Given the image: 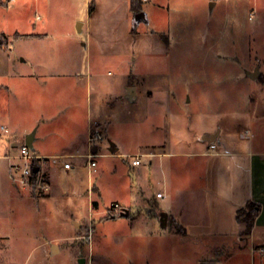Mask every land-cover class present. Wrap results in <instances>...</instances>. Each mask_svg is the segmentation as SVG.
<instances>
[{
    "label": "crops",
    "instance_id": "1",
    "mask_svg": "<svg viewBox=\"0 0 264 264\" xmlns=\"http://www.w3.org/2000/svg\"><path fill=\"white\" fill-rule=\"evenodd\" d=\"M135 3L138 12L131 0H0V136L21 145L24 136L33 134L35 155L65 156L73 165L66 171L47 163L50 192L35 199L26 191L29 201L87 207L86 213L77 210L70 217L64 235L29 246L31 236L23 233L19 243L28 251L22 264H48L50 259L55 264H110L106 255L95 262L90 235L86 240L79 235L88 233L96 219L105 220L99 217L101 189L93 174L87 171L86 199L70 196L69 185L85 168L76 163H84L88 153L122 160L110 169L108 181L121 196L109 199L106 209L111 203L125 206L127 216L113 221L127 219L133 239H155V257L185 263L187 252L196 251V264H218L217 259L203 261L198 252L221 255L230 246L245 250L250 264H264V0ZM241 10L251 26L239 22ZM193 33L209 45L202 60L215 79L200 82L199 107L185 114L194 98L176 93L178 87L164 73L173 69L169 63L177 39L183 42L182 36ZM255 72L258 76L252 77ZM24 84L31 92L44 89V96L49 89L68 94L57 97L71 109L59 123L64 131H59L60 118L52 115L22 132L15 128L10 109L24 97L19 90ZM44 100L48 106L56 101ZM77 101L80 106L72 109ZM98 121L105 125L104 139L89 147L92 124ZM147 121L148 134L156 139L145 147L128 150L116 138L115 128ZM49 138L55 144L50 141L53 146L47 149L41 144ZM134 155L139 165H132ZM58 177L66 183L59 186ZM248 202L259 211L245 235L236 212ZM116 228L103 234L104 242L123 241ZM8 239L0 235V249Z\"/></svg>",
    "mask_w": 264,
    "mask_h": 264
},
{
    "label": "rangeland",
    "instance_id": "2",
    "mask_svg": "<svg viewBox=\"0 0 264 264\" xmlns=\"http://www.w3.org/2000/svg\"><path fill=\"white\" fill-rule=\"evenodd\" d=\"M247 14L245 10H241L238 14V20L241 22V25L251 26L252 22L247 21ZM194 36H182L183 42L181 40L176 41L172 46V60L169 65L173 66L171 72L164 73L170 81L171 85H176L178 88L175 92H179L180 95L189 96L194 98V101L190 106L186 107L184 110L185 114L189 112L195 113L199 105L196 103L197 96L200 92L199 84L200 82L213 81L215 76H213L211 71H209L208 63H204L202 55L208 51L209 45L206 43L204 37L197 36L195 33ZM79 37L82 35L79 34ZM205 64L206 69H202L201 66ZM206 70V71H205ZM214 71V69H213ZM42 80V79H40ZM19 90L25 92L20 100V102L15 103L11 106V120L16 129L22 132L26 128H31L38 118L42 116L52 115L59 117V124L65 119H63L64 114L71 113V109L67 108L66 104L62 101H58L57 98L60 95L62 99L68 95L65 92L56 94V91L49 89L47 94L44 96V89H40L38 92H31L27 85L20 86ZM50 87V86H49ZM54 87V86H53ZM30 91V92H29ZM43 91V92H42ZM42 92V94H40ZM80 93V92H79ZM81 95V93L79 94ZM55 99L51 105L48 106L45 101ZM81 98V97H80ZM58 102V106H56ZM195 102V103H194ZM80 105L77 101L76 105L72 109L78 108ZM66 112V113H65ZM151 121L144 122L143 125H122L118 128H115L116 138L122 142L123 146L128 150H135L137 147H145L149 143H152L154 138L148 134L149 124ZM35 128V126H34ZM96 128L103 135H105V125L101 122H95L92 124L91 130ZM69 129V128H68ZM65 129L59 124V131H64ZM67 130V128H66ZM63 133V132H62ZM23 134H20L22 137ZM149 135V136H148ZM26 136H24L25 138ZM0 235L8 236L5 247L0 249V261L5 262L6 260L11 261L12 264H22L23 258L26 257L28 251L27 248H23L20 245L19 237L23 233H27L31 238L28 239V245L33 246L40 240L55 238L61 235L66 234V229L64 227L68 226V222L71 216H75V212L80 210L82 212L87 211L85 205H78V202L66 203L62 201L48 202L47 205H35L34 202L29 201L27 198L26 192L17 190L13 187L10 173L8 169V159L7 157L14 154L19 147V144H16L14 141L8 139L7 135L0 136ZM51 138L46 142H43L41 145L44 148H50L53 146L49 144ZM22 140H20V143ZM52 142V141H51ZM55 144L54 142H52ZM37 144V143H35ZM33 144V151L36 147ZM57 145V144H56ZM30 148V150L32 151ZM3 158L7 159L4 161ZM81 161L76 163L78 166L83 167L85 165ZM121 162L120 158L115 157H100L97 159L96 173L92 171L93 181L99 183L101 189V197L99 198L100 210L102 214L99 216L101 220L99 221L92 219L87 228L91 226L92 221L93 227L89 228V232L80 233L79 235L84 237L83 240H86V236L90 235L91 240V251L94 257V261L97 262L102 260L104 255L107 256L106 260L110 264H196L194 261L196 251L192 252V255L187 252L189 261L185 263H180L176 260H169L167 256H158L155 257L156 251L153 250L155 239H150L146 237L131 238V228L132 224L127 221V219H122L121 221L114 222L113 218H109L106 215V206L109 199L121 196V191L115 190L113 187L110 189L109 178H110V169L114 168V164ZM88 170L83 168L80 174L75 178V181L71 182L70 186V196H73L75 199L78 197L86 199L87 184L89 176ZM118 171V170H117ZM91 177V178H92ZM59 186H62L66 183V180L63 177H58L56 179ZM29 195V194H28ZM35 199L40 197L31 196ZM65 198V197H64ZM78 201V200H77ZM80 206V207H79ZM108 219V220H106ZM122 231L123 241H114L111 240L108 243L103 241V234L114 230L117 226ZM117 229V228H116ZM86 235V236H85ZM152 245V246H151ZM230 249V246L228 247ZM152 249V250H151ZM226 250L223 251V254H218L216 252L211 253V251H200L198 252L200 256L205 257L203 261H210L217 259L218 264H250L249 258L245 250ZM103 255V256H102ZM194 255V256H193ZM204 255V256H203ZM150 258L148 261L147 258ZM156 259H155V258ZM53 258V257H52ZM63 257L62 259H64ZM14 260V261H13ZM148 261V262H147ZM62 261L57 262L56 264H64ZM204 263V262H203ZM48 264H55L54 260L50 259ZM201 264V263H200Z\"/></svg>",
    "mask_w": 264,
    "mask_h": 264
},
{
    "label": "built area",
    "instance_id": "3",
    "mask_svg": "<svg viewBox=\"0 0 264 264\" xmlns=\"http://www.w3.org/2000/svg\"><path fill=\"white\" fill-rule=\"evenodd\" d=\"M254 12H251L248 19L252 20ZM3 133H8L6 128H1ZM104 135L94 128L90 130L88 136V145L93 147L96 144L102 142ZM210 150L216 148L214 143H211L209 146ZM99 154L88 153L82 157L85 159V168L91 174L92 171H95L96 168V159L99 157ZM139 155H134L135 159L132 161V165H139L140 160ZM9 161V173L12 185L17 190L23 192H29L32 196L43 197L49 194L51 189V183L48 177V174L45 169L47 163H53L60 165L63 170H71L73 165L67 160L65 156H56L52 158H44L35 155L26 144H21L17 148L16 152L7 157ZM161 193H157L156 197L161 198ZM128 209L119 204L111 203L106 209V215L109 218H118L122 216H127ZM259 254H263L262 249H258Z\"/></svg>",
    "mask_w": 264,
    "mask_h": 264
},
{
    "label": "trees",
    "instance_id": "4",
    "mask_svg": "<svg viewBox=\"0 0 264 264\" xmlns=\"http://www.w3.org/2000/svg\"><path fill=\"white\" fill-rule=\"evenodd\" d=\"M135 1L137 0H131V7L134 12H138L139 6H136ZM258 211H259V206L250 202H248L243 207L237 210L236 220L240 223L245 224V230H244L245 235L250 234L255 216L258 213Z\"/></svg>",
    "mask_w": 264,
    "mask_h": 264
},
{
    "label": "water",
    "instance_id": "5",
    "mask_svg": "<svg viewBox=\"0 0 264 264\" xmlns=\"http://www.w3.org/2000/svg\"><path fill=\"white\" fill-rule=\"evenodd\" d=\"M257 76H258L257 72H255V74L252 75V77H257ZM32 139H33V134H29L25 137V144L29 148H31ZM115 151H116L115 148H111V152H115Z\"/></svg>",
    "mask_w": 264,
    "mask_h": 264
}]
</instances>
